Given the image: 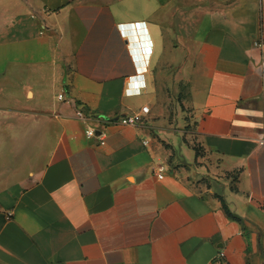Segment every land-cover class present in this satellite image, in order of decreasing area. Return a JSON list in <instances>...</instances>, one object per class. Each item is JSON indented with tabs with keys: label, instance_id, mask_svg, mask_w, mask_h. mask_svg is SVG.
Instances as JSON below:
<instances>
[{
	"label": "crops",
	"instance_id": "0c3cea01",
	"mask_svg": "<svg viewBox=\"0 0 264 264\" xmlns=\"http://www.w3.org/2000/svg\"><path fill=\"white\" fill-rule=\"evenodd\" d=\"M260 39L264 0H0V264H264ZM166 69L189 85L188 141ZM81 105L150 112L101 144Z\"/></svg>",
	"mask_w": 264,
	"mask_h": 264
},
{
	"label": "rangeland",
	"instance_id": "374dc122",
	"mask_svg": "<svg viewBox=\"0 0 264 264\" xmlns=\"http://www.w3.org/2000/svg\"><path fill=\"white\" fill-rule=\"evenodd\" d=\"M175 70L166 69L156 79L157 93L160 96L161 106L168 110L170 127L180 134L184 141L192 139L194 128L189 105V85L176 77ZM157 73V72H156ZM207 178L196 184H208Z\"/></svg>",
	"mask_w": 264,
	"mask_h": 264
},
{
	"label": "built area",
	"instance_id": "2783aa9c",
	"mask_svg": "<svg viewBox=\"0 0 264 264\" xmlns=\"http://www.w3.org/2000/svg\"><path fill=\"white\" fill-rule=\"evenodd\" d=\"M255 45L264 51V39H260L256 41ZM263 65H264V61H263ZM59 98L60 100H65L67 102L71 101V99H67L64 94H60ZM149 112H150V107L147 105L142 108L140 113H134V114L124 115V116H115L112 118H102L99 116L88 114L85 108L81 105L79 106L76 114L79 119H82L84 121L94 120L95 122H97V126L92 125V124L87 125L86 135L88 138L95 137L98 134L97 128H100V133H99V137L101 139L100 143L105 144V139L107 136L106 128L108 125H110L111 123L112 124H122V125H137L139 123H143L145 116ZM260 143L264 144V138L260 141ZM166 170L167 168L164 164H159L155 168V172L157 173V176L160 179H163L165 177ZM223 258H224V253L221 252L217 256L216 262L222 263Z\"/></svg>",
	"mask_w": 264,
	"mask_h": 264
},
{
	"label": "trees",
	"instance_id": "16d2710c",
	"mask_svg": "<svg viewBox=\"0 0 264 264\" xmlns=\"http://www.w3.org/2000/svg\"><path fill=\"white\" fill-rule=\"evenodd\" d=\"M224 208L226 210V213L228 214V216L236 221H238L243 227H245L246 225V221L241 218L240 216H238L237 214L233 213L227 205H224Z\"/></svg>",
	"mask_w": 264,
	"mask_h": 264
},
{
	"label": "water",
	"instance_id": "95a60500",
	"mask_svg": "<svg viewBox=\"0 0 264 264\" xmlns=\"http://www.w3.org/2000/svg\"><path fill=\"white\" fill-rule=\"evenodd\" d=\"M184 163H186V160H184Z\"/></svg>",
	"mask_w": 264,
	"mask_h": 264
}]
</instances>
